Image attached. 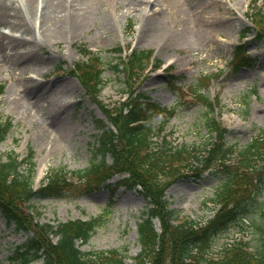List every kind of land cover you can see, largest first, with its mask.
I'll use <instances>...</instances> for the list:
<instances>
[{
    "label": "rangeland",
    "instance_id": "obj_1",
    "mask_svg": "<svg viewBox=\"0 0 264 264\" xmlns=\"http://www.w3.org/2000/svg\"><path fill=\"white\" fill-rule=\"evenodd\" d=\"M156 2L166 11L172 8L174 22L171 26L174 28L203 18L216 23L212 31L214 35L206 38L197 33L199 29L193 28L169 43L143 40L139 37L143 22L141 12L119 8L114 0H96L95 10L83 32L74 37L63 34L55 40L38 39L39 45L34 46L30 58L19 62L15 71L22 82L32 80L34 76L44 86L38 105L31 106L27 97H23L22 103H16L15 95H22L15 85L17 77L0 69V83L5 84L0 97V124L6 120L13 124L7 138L0 144V154L15 152L22 158L33 150L37 165L35 187L41 185L51 170H84L101 160L96 156L100 134L96 124L97 120L104 119V115L70 74L76 62L87 59L81 54L83 47L99 54L102 59L106 85L99 97L106 104L117 103L125 97L124 78L115 74L111 66L127 51L118 54L112 50L118 46L153 50L161 67L147 73L138 91L161 106L177 108L165 128L167 138L175 145L204 146L209 142L211 137L205 126L209 110L194 98L191 87L198 85L200 78L211 74L215 77L209 84L202 85L201 91L211 100L217 96L221 99L222 107L213 115L221 117L223 123L232 129L228 144L242 149L264 130V40H256L254 31H250L245 40L240 39L252 25L247 17L251 0ZM259 4L264 10V0H259ZM192 8L196 15L189 20L183 10ZM218 11L222 20L215 17ZM242 42H246L244 50L252 58V63L234 69L231 62L236 47ZM170 67L171 70H166ZM172 73L177 77L175 84L170 83ZM160 121L159 117L155 119L156 124ZM122 177L117 176L102 187L83 194L45 199L36 196L27 208L38 221L51 223L106 214L104 224L96 229L87 244L80 245L81 250L118 249L126 256V262L132 263L141 250L137 227L150 204L136 189L121 187L114 192L113 187ZM225 179L226 175L214 171L205 173L199 180L180 179L167 190V199L177 217H189L203 225L218 210L211 198ZM256 201L257 205L251 206L239 221L212 237L207 250L210 257L219 256L227 246L241 242L257 249L264 236V182ZM28 237L15 226L9 227L0 215V264H9L8 257Z\"/></svg>",
    "mask_w": 264,
    "mask_h": 264
},
{
    "label": "trees",
    "instance_id": "obj_2",
    "mask_svg": "<svg viewBox=\"0 0 264 264\" xmlns=\"http://www.w3.org/2000/svg\"><path fill=\"white\" fill-rule=\"evenodd\" d=\"M260 14H255L254 26L257 39H264V16ZM82 53L88 60L77 62L74 73L114 129L98 120L101 133L97 137L96 156L101 160L86 170L73 172V177L66 175L64 170L52 171L46 183L38 189L33 187V151L22 160L13 153L5 160L0 157V215L16 230L32 233L25 244L15 249L12 261L16 264H30L37 260H43L45 264H127L125 256L117 249L84 252L78 245V242L84 244L91 239L105 217L53 225L39 223L27 209V203L35 196L60 198L80 189H94L122 174L125 177L113 187V191L120 186L139 188L151 204L144 214L147 217L138 225L141 251L131 264H264V237L255 250L241 242L226 248L216 258L207 255L212 237L229 229L251 210V206L257 205L264 182V131L238 151L236 146L227 142L231 130L211 116L206 126L212 140L203 148L174 146L161 134L176 109L163 107L144 93L134 92L151 64L152 52L134 50L126 60L120 58L113 66L115 72L125 76L126 87L130 90L127 101L114 107H107L98 98L104 86L100 56L87 49H82ZM248 63V56L243 54L235 67ZM153 67L157 64L153 63ZM170 77V83L175 84L176 76ZM211 78H202L200 83ZM2 88L0 86V93ZM193 92L207 107L208 114L220 105L219 100L213 103L204 96L200 85L195 86ZM156 117L162 118L157 127L154 125ZM5 133L1 131L0 142L5 139ZM108 156L112 158L111 163L107 161ZM23 164L25 168H22ZM213 169L226 175L212 198L219 205L214 218L205 226H198L188 219L180 220L176 211L170 208L166 190L179 179L197 180L204 172ZM75 177L79 180L75 181ZM156 222L160 229H157Z\"/></svg>",
    "mask_w": 264,
    "mask_h": 264
},
{
    "label": "bare ground",
    "instance_id": "obj_3",
    "mask_svg": "<svg viewBox=\"0 0 264 264\" xmlns=\"http://www.w3.org/2000/svg\"><path fill=\"white\" fill-rule=\"evenodd\" d=\"M95 1L0 0V69L8 70L9 74L17 77L15 85L22 95L20 97L15 95L16 103H22L23 97H27L31 106L38 105V99L44 91V86L40 84L37 77L33 76L32 80L22 82L15 71L18 69L19 62L26 57L30 58L34 46L39 45L38 39L55 40L60 39L63 34L66 37H74L83 32L95 10ZM114 1L119 8L141 12L143 22L139 37L143 40L155 39L169 43L193 28L199 29L197 33L206 38L214 35L212 31L216 23L203 18L186 22L181 28H174L171 26L174 22L171 16L172 8L166 11L156 2L159 0ZM183 11L189 20L191 16L196 15L193 8ZM215 17L219 20L223 19L219 11L215 13ZM105 22L108 23L107 18ZM40 70L39 67L38 71ZM24 102H26L25 99Z\"/></svg>",
    "mask_w": 264,
    "mask_h": 264
}]
</instances>
